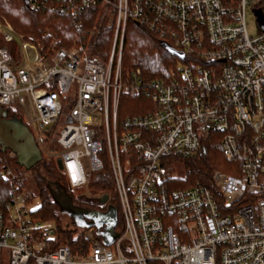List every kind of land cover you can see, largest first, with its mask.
<instances>
[{"label":"built area","instance_id":"built-area-1","mask_svg":"<svg viewBox=\"0 0 264 264\" xmlns=\"http://www.w3.org/2000/svg\"><path fill=\"white\" fill-rule=\"evenodd\" d=\"M26 1L71 19L77 31L86 8L100 6L113 28L104 57L92 54L85 35L47 57L29 41L8 47L14 29L0 22V106L27 111L25 123L37 144L48 139L41 148L60 161L72 190L86 188L107 164L124 228L107 245L88 227V248L73 253L58 243L55 221L32 215L30 178L5 167L0 176L14 180L0 209L8 264H264V32L247 27L248 7L264 12V0ZM129 20L188 62L166 78L124 71ZM122 95H141L153 107L119 120ZM212 131L222 133L225 156L241 160L238 174L212 173L223 207L203 184L171 187L161 162L193 155Z\"/></svg>","mask_w":264,"mask_h":264},{"label":"trees","instance_id":"trees-1","mask_svg":"<svg viewBox=\"0 0 264 264\" xmlns=\"http://www.w3.org/2000/svg\"><path fill=\"white\" fill-rule=\"evenodd\" d=\"M16 4L18 14L13 15L8 8ZM257 6L262 7L261 4ZM103 10L100 6L87 7L81 22L80 31L73 26V21L69 18L53 16L48 12L32 10L26 0H0V22L10 24L17 31L23 40L35 43L38 46L40 56L50 57L54 49L59 47L71 48L79 43L85 35V39H90L93 46L92 54L104 57V52L110 48L113 28L108 24V20L103 17ZM57 19H65L66 24H54ZM128 27H131V34L138 36L141 30L151 36L159 52L151 54L148 48L141 44L134 45L127 42L125 38L122 67L124 71L141 69L143 76L151 78H166L169 71L176 67L179 62L187 63L188 58L183 60L175 55H171L163 49L161 43L165 42L158 38L145 27L137 22L129 20ZM85 41V40H84ZM152 104L141 95H122L119 104V120L135 114H142L152 109ZM7 110V117L24 120L17 111L11 107H3ZM222 133L212 131L208 137L202 141L200 149L189 156L169 155L162 159L168 173V182L174 188H190L203 184L214 194L220 206H224V199L216 189L212 181V173L221 170L225 173L238 174L241 160L228 159L221 147ZM11 167L18 174H24L20 170L16 155L10 150H2L0 145V169ZM182 170V175L175 174L176 168ZM31 177L35 181L31 202L37 200L38 205L33 209L32 215L41 220H53L58 227V243L68 244L75 254L88 248L85 239V232L88 226H75L73 229H65L60 225L63 215L62 204L68 203L70 206H77L82 210H89L100 215H105L109 207L114 206L118 210L117 224L114 228L116 235L121 234L124 228V221L119 206L114 179L110 167L106 164L104 169L93 173L89 182L87 194L75 195L70 188L65 177L56 165L54 159L44 156L35 167L31 169ZM30 177V175H29ZM14 180L0 176V209H5L10 202L11 190ZM107 196L105 202L102 198ZM63 198L64 200H60ZM59 200L61 202H59ZM92 219V218H91ZM87 218L86 223L90 222ZM85 221V220H84ZM96 233V232H95ZM96 233V236L104 241L103 236ZM0 264H4L0 255Z\"/></svg>","mask_w":264,"mask_h":264},{"label":"water","instance_id":"water-1","mask_svg":"<svg viewBox=\"0 0 264 264\" xmlns=\"http://www.w3.org/2000/svg\"><path fill=\"white\" fill-rule=\"evenodd\" d=\"M253 12L256 15L258 26L264 32V12L261 9H254ZM161 45L163 49H165V51H167L171 55H175L179 59H184V53L175 49L169 43L163 42L161 43ZM7 115V110L0 106V145L2 146V150H10L13 154L16 155L18 164L25 169L30 170L43 159L42 152L28 126L22 120H18L16 118H8ZM58 165L59 167H61L60 161H58ZM106 200L107 196H104L102 198V201L105 202ZM65 210L66 209L64 208V206H62V211L64 212ZM78 215L79 218L77 225L79 226L86 225L90 227L94 225L93 222L86 223L83 220L85 218H94L97 220L99 225L106 224L107 229L113 233V237L109 239H107L105 233L101 234V236H103L104 238V242L107 245L111 244V242L117 236L114 233L118 215V210L116 207H109L108 212L105 215H100L93 211L82 209H80Z\"/></svg>","mask_w":264,"mask_h":264},{"label":"rangeland","instance_id":"rangeland-1","mask_svg":"<svg viewBox=\"0 0 264 264\" xmlns=\"http://www.w3.org/2000/svg\"><path fill=\"white\" fill-rule=\"evenodd\" d=\"M8 11H10L13 15H16L18 14V7L16 4H13L11 5V7L8 8ZM3 24H6L5 22H2ZM66 24V20L65 19H57L54 21V24L58 25V24ZM258 23L256 21V15L255 13L253 12V9L251 6L248 7V10H247V27H248V31L249 33H253L256 28L258 27L257 26ZM140 34L138 36H135V35H132L131 34V27L129 28L128 27V23L126 25V33H125V38H126V41L127 42H133L134 45H138L141 44L142 47H146L148 48V52H150L151 54H156L159 52V49L156 47V42L155 40L149 36L148 34H146L143 30H141L139 32ZM252 35V34H251ZM12 36H13V39L14 41L11 42V43H5L8 47L10 48H14V45H18V46H21L24 42V40L22 39V37L20 36V34L17 32V31H13L12 32ZM86 40V39H85ZM30 42V41H29ZM33 43V42H32ZM183 60V59H181ZM181 64H184L182 61L178 63V65H181ZM141 70V69H140ZM142 72V70H141ZM68 101H71L72 100V94H70L68 96ZM13 110L17 111L18 114H20L24 121H26V118H27V111L23 110L22 108H20L19 106H15L12 108ZM99 113L101 114V110L99 111ZM102 116V115H101ZM64 126V122H63V117L60 116L59 118V121L56 122L53 126L54 130H55V134L57 135L59 133V130L60 128H62ZM49 145V141L48 139H46L45 141L42 142L41 146L40 144H38L41 152H42V155L44 154L45 157H49V153L47 150H44L47 146ZM41 147H44V149H42ZM50 148L51 149H54L56 148L55 144H52L50 145ZM52 159H54V156L52 157ZM42 161V160H41ZM20 166V165H19ZM20 170L22 172H24V176L26 177V180L28 181L29 179V183H30V195H33V188L35 186V181L34 179L31 177V169L30 170H27L25 169L24 167L20 166ZM182 170L177 167L176 168V172L175 174H178V175H182ZM28 176H27V175ZM30 175V177H29ZM73 193L77 196V195H85L87 194V189L85 187H82V188H79V189H75V190H72ZM61 201L64 200L63 198L60 199ZM59 200V202H61ZM119 202V201H118ZM35 208L37 207L38 205V201L35 200L33 201ZM64 206V208L66 209L63 213V215L61 216V221H60V225L62 226V228H67V229H73L75 228V226H77L78 224V218H79V212H80V208L77 207V206H70L68 205V203H65V204H62ZM119 206H120V202H119ZM71 211V212H70ZM71 214V215H70ZM82 214V213H81ZM80 214V215H81ZM95 216V215H94ZM83 219V218H82ZM90 219V218H89ZM84 220V219H83ZM89 221V220H88ZM90 222H93L94 223V228H95V232L98 233V234H102V233H105V235L107 236V239L113 237V233L110 232L108 229H107V226L106 224L104 225H99V223L97 222L96 219H91ZM1 259L3 261L4 264H8L9 263V255H8V251L6 248H4L2 250V253H1Z\"/></svg>","mask_w":264,"mask_h":264},{"label":"crops","instance_id":"crops-1","mask_svg":"<svg viewBox=\"0 0 264 264\" xmlns=\"http://www.w3.org/2000/svg\"><path fill=\"white\" fill-rule=\"evenodd\" d=\"M75 45V44H74ZM73 45V46H74ZM65 48V47H64ZM24 123H25V121L24 120H22ZM26 124V123H25ZM27 125V124H26ZM28 126V125H27ZM29 128V127H28ZM30 129V128H29ZM31 131V130H30ZM32 133V132H31ZM56 162V161H55ZM56 165L58 166V168H59V165H58V163L56 162ZM33 203V202H32ZM85 220V222L86 221H88L86 218L84 219ZM90 227H94V226H90ZM88 228V227H87ZM95 229V228H94ZM101 236V235H100Z\"/></svg>","mask_w":264,"mask_h":264},{"label":"flooded vegetation","instance_id":"flooded-vegetation-1","mask_svg":"<svg viewBox=\"0 0 264 264\" xmlns=\"http://www.w3.org/2000/svg\"><path fill=\"white\" fill-rule=\"evenodd\" d=\"M9 118V117H8ZM10 118H12V117H10Z\"/></svg>","mask_w":264,"mask_h":264}]
</instances>
